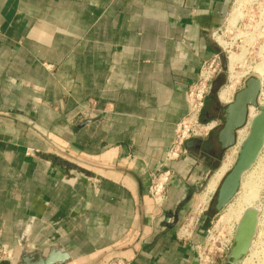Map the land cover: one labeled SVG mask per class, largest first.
<instances>
[{
	"label": "crops",
	"instance_id": "0c3cea01",
	"mask_svg": "<svg viewBox=\"0 0 264 264\" xmlns=\"http://www.w3.org/2000/svg\"><path fill=\"white\" fill-rule=\"evenodd\" d=\"M233 5L0 0V239L18 264L53 252L68 256L57 264H197L211 216L187 237L182 226L225 153L214 133L165 157ZM220 109L208 97L202 121ZM163 166L173 179L157 206Z\"/></svg>",
	"mask_w": 264,
	"mask_h": 264
},
{
	"label": "rangeland",
	"instance_id": "374dc122",
	"mask_svg": "<svg viewBox=\"0 0 264 264\" xmlns=\"http://www.w3.org/2000/svg\"><path fill=\"white\" fill-rule=\"evenodd\" d=\"M234 12L238 14L239 19H237L236 23L232 24L229 22V19ZM218 35L220 36L218 42L221 41L223 44L219 43V47L225 55L224 60L227 62L228 69L225 78L220 77L216 80L215 87L209 96L211 102L216 103L220 109L221 106L228 104L227 102L220 101L219 93L222 90L227 91L229 102H231L235 94L244 87L248 76L256 75L263 83L260 97L262 104H264V73L258 72V68L264 65V0H234L232 13ZM232 58L235 63H233L230 71L229 64L232 63ZM242 130H245V128ZM230 152L232 153L231 149L225 153L223 161H225L226 156L231 154ZM235 158L237 159L236 156H234ZM218 181V178H216L210 184L212 190L216 188V193L221 183L220 180L217 184ZM241 184L239 194L231 202L232 206L226 207L227 209L221 216L223 217V221H229L230 229L234 227L236 230L239 217L246 207L248 200L253 207L258 209V226L253 244L247 256L240 264H264V147L256 164L243 176ZM214 201L207 213L211 216L208 227L216 224L221 218V216L215 217V215H212Z\"/></svg>",
	"mask_w": 264,
	"mask_h": 264
},
{
	"label": "built area",
	"instance_id": "2783aa9c",
	"mask_svg": "<svg viewBox=\"0 0 264 264\" xmlns=\"http://www.w3.org/2000/svg\"><path fill=\"white\" fill-rule=\"evenodd\" d=\"M220 31L221 29L214 33V38L218 44ZM223 56L225 57L224 54H217L211 59L204 61L196 82L189 87L187 92L188 112L176 125L174 139L166 154L165 163L177 162L185 157L188 153L186 148L188 141L207 139L222 127L223 122L221 119L203 122L201 116L207 98L214 89L216 80L223 73ZM172 179V170L165 166L153 175L149 186V195L157 206L163 205L166 199L167 187L172 182ZM215 197L216 188L213 191H209V187L203 189L195 197L188 218L182 226L183 237H187L188 232L203 220ZM226 209L215 215V217L221 216ZM236 230L234 227L230 229L229 221H223L222 216L220 221L208 227L204 241L196 246L197 264H222L225 262L233 246ZM18 262L19 256L16 249L4 244L0 239V264H18ZM108 264L131 263L122 258H113Z\"/></svg>",
	"mask_w": 264,
	"mask_h": 264
},
{
	"label": "water",
	"instance_id": "95a60500",
	"mask_svg": "<svg viewBox=\"0 0 264 264\" xmlns=\"http://www.w3.org/2000/svg\"><path fill=\"white\" fill-rule=\"evenodd\" d=\"M223 58V73L226 77L227 62ZM262 81L256 75L245 80L244 87L235 94L233 100L220 109L222 127L215 133V142L222 153L237 145L238 132L248 127V134L241 143L237 159L230 171L223 177L217 189L213 215L220 214L234 199L241 188L243 176L256 164L264 147V104L259 98ZM257 110L251 118L250 109ZM259 211L248 209L237 226L233 246L224 264H240L247 256L258 226ZM66 254L51 253L46 258L34 261L30 256H23L22 264H57L67 260Z\"/></svg>",
	"mask_w": 264,
	"mask_h": 264
},
{
	"label": "bare ground",
	"instance_id": "6f19581e",
	"mask_svg": "<svg viewBox=\"0 0 264 264\" xmlns=\"http://www.w3.org/2000/svg\"><path fill=\"white\" fill-rule=\"evenodd\" d=\"M237 11V10H236ZM239 16H238V14H236L235 12L232 14V16L230 17V19H229V22L230 23H232V24H234V23H236V21H237V19H239L238 18ZM219 43L220 44H222V42L221 41H219ZM223 45V44H222ZM234 58V57H233ZM232 58V59H233ZM237 59V58H236ZM232 61V63H230L229 64V70L231 71V69H232V65H233V63H235L234 62V59L233 60H231ZM237 61V60H236ZM258 72L259 73H264V65H261L259 68H258ZM226 89H228V88H226ZM229 93V92H228ZM261 95V94H260ZM219 98H220V101H223V102H227V103H230L229 101V98H228V96H227V91H223L222 90V92H220L219 93ZM264 99V98H263ZM259 101H260V104H262V101H261V97L259 98ZM263 105V104H262ZM257 114V110H255L254 108H251L250 109V116H251V118H253L255 115ZM248 127H246L245 128V130H240V132H239V135H238V142H237V145L236 146H234L232 149H231V151H232V153L230 154V155H228V153H227V155L228 156H226V158H225V161H223V163H222V166H221V168H220V170H218V172H217V174H216V178H218V180H220V178H222L225 174H226V172L228 171V170H230V168L232 167V165H233V163H234V161H235V159H234V156H236L237 157V155H238V152H239V148H240V145H241V143L244 141V139L246 138V136H247V134H248ZM250 171V170H249ZM242 185V184H241ZM212 188V187H211ZM210 188V186H209V191H213L212 189ZM215 190V189H214ZM237 194H239V193H237ZM232 202V201H231ZM231 202L228 204V206L227 207H231L232 205H231ZM249 202V203H248ZM248 202H247V205H246V207L244 208V210L242 211V213H241V216L239 217V223H240V221H241V219H242V217H243V215H244V213L248 210V209H256L257 211H258V209L257 208H255V207H253L252 206V204H251V202L248 200ZM239 223H238V225H239ZM252 244H253V241H252ZM251 244V245H252ZM251 248V247H250ZM242 262H243V260H242Z\"/></svg>",
	"mask_w": 264,
	"mask_h": 264
}]
</instances>
